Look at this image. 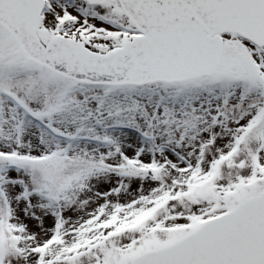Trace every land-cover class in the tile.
Returning <instances> with one entry per match:
<instances>
[{
	"label": "snow or ice",
	"instance_id": "snow-or-ice-1",
	"mask_svg": "<svg viewBox=\"0 0 264 264\" xmlns=\"http://www.w3.org/2000/svg\"><path fill=\"white\" fill-rule=\"evenodd\" d=\"M0 264H264V0H0Z\"/></svg>",
	"mask_w": 264,
	"mask_h": 264
}]
</instances>
